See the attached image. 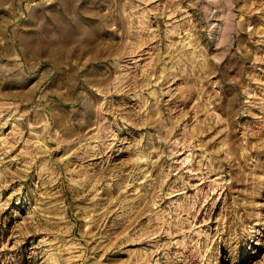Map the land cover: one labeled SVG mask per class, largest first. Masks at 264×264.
I'll use <instances>...</instances> for the list:
<instances>
[{"label":"rangeland","instance_id":"374dc122","mask_svg":"<svg viewBox=\"0 0 264 264\" xmlns=\"http://www.w3.org/2000/svg\"><path fill=\"white\" fill-rule=\"evenodd\" d=\"M0 264H264V0H0Z\"/></svg>","mask_w":264,"mask_h":264}]
</instances>
